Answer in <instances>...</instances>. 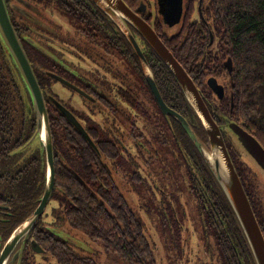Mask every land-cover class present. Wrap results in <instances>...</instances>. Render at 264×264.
Here are the masks:
<instances>
[{
	"label": "flooded vegetation",
	"instance_id": "1",
	"mask_svg": "<svg viewBox=\"0 0 264 264\" xmlns=\"http://www.w3.org/2000/svg\"><path fill=\"white\" fill-rule=\"evenodd\" d=\"M65 1L70 3L72 11L76 10L75 12H77L79 9L85 11L83 15H91L90 9L92 5L89 1ZM72 1L76 3L72 4ZM123 1L152 26L161 40H169L174 33L181 32L182 27L186 25L185 19L188 12L192 31L196 30L195 34L201 32V37L204 39L205 22L201 19V16L206 0ZM4 3L11 25L45 100L51 123L87 139L55 106L54 101H57L73 114L89 138L92 137L93 141L95 140L94 142L99 143V145H103L104 142L117 146L116 155L105 159L111 168L113 176L116 173L120 176L122 175L124 182L131 181L136 183L138 184L137 188L150 187L151 192H153L150 195L152 196L151 205L156 214L157 223L163 233L167 231L170 233V238L165 247L168 250H172L173 259L177 261L180 258L181 262H185L188 242H184L183 235L179 231L183 227L181 222H179L178 211L170 200L169 192L155 183L152 173L155 157L154 144L157 136L161 135V139L164 140L162 146L167 149L169 146L172 147V139L173 141L175 140L173 136V119L175 118L173 116L168 115L166 117L161 112L162 116L160 119L154 122L156 117L158 118L155 112L157 102L144 74L145 68L148 69L156 84V74L163 69L158 55L154 54L152 49L150 50V47L129 24L127 25L143 52L145 64H143L138 54L135 53L131 44L127 41L123 30L115 23L113 25L110 24L100 15H97L98 20H96L95 24V22L85 17L86 20L84 16H82L81 20L70 18L65 13L63 6L61 10L57 9L48 3V0H4ZM100 34L104 35L101 36ZM197 38H199V35H197ZM212 41L213 35L209 32V44ZM0 54H5L1 47ZM10 56L8 67L2 65L3 58L0 60V84L3 89L0 92V108L5 111L3 121L6 123L4 133L0 135V250L15 228L33 213L39 203L36 204L29 215L14 223L20 216L27 214L25 204L28 203V195L18 196V194L13 193L14 183L24 181L23 174H25V170L23 169L26 168L27 162L29 163L26 156L32 153L40 154L42 149H44L39 143L33 144L32 141V152L21 150L28 135L27 130L33 131L35 129L36 118L28 86L13 56ZM219 57L220 54L218 52L217 54H205L203 58L202 54H199L196 65L191 68V73L196 78L202 76L204 78L203 82L207 84L215 97L217 98L218 96L224 99L227 93L226 81L231 72L232 64L229 58H224L223 65L218 66L216 58L219 59ZM10 60L16 66H14L16 78ZM228 62H230L231 66L230 72L227 69ZM212 78L215 80L214 86L208 83L209 79ZM196 80L198 83L201 81L198 78ZM52 82L60 83L68 90L72 101L73 97H76L75 101L71 105L62 102L63 100L59 98L58 94L51 90ZM200 86H202V83ZM200 86L199 88L202 92L203 89ZM18 90L24 93L23 102L20 101L21 107H19L18 101L14 100V93ZM201 92L200 94L205 100L204 102L213 119L221 127V130H224L225 114L220 109L218 102L211 99V93L202 94ZM165 104L174 109L166 102ZM142 106L145 109L149 107L150 113L154 112L155 117L150 115L147 119H143L139 113L143 109ZM26 111L28 115H26ZM20 114H22V117H20ZM175 121L182 128L176 119ZM182 130L184 131L183 128ZM145 131L148 135L141 136V133ZM222 132L225 134L224 131ZM184 133L187 136L185 131ZM51 139L53 142L54 136ZM93 141L92 144L95 146ZM225 143L227 149L233 152L229 141L225 139ZM36 144L39 147H34ZM16 151H18L16 156L10 155L11 152L14 153ZM57 154L58 152L53 149L54 165ZM120 160L124 161V168L121 170L119 169ZM9 164L10 168L15 167L16 170L20 171L15 176L12 174L8 180L6 177H2L1 173ZM139 170H143L144 173L142 174ZM126 171H130L128 177L125 175ZM6 183L10 184V190L5 185ZM195 184H198V186L200 184L198 181L197 183H191V189L195 194L197 204H199L194 188ZM156 190L160 194L156 200L157 204L155 203ZM213 201H215V197H212ZM59 204L60 200L54 194L53 187L43 211L35 219L27 233L18 240L8 256L6 264H59L48 252V246L57 239L65 240L68 246L79 251L73 246L76 239L75 229L65 223ZM211 205L212 207L215 206L213 203ZM197 208L199 212V205ZM143 210L145 211V209ZM216 214L215 211H208L206 216L203 217L199 212L198 218L194 220L195 223L198 222L202 225L204 237L208 238L204 244L205 248H207V264H233L227 260L221 261L220 258L217 259L214 254L212 255V248L216 249L215 251L219 255V252L222 253V246L226 244H229L230 249L233 250V220H229L226 217L214 219L213 217ZM179 223L180 226H178ZM216 223L218 228L214 227ZM212 225L213 229L210 227ZM223 230L230 231V243L228 238L223 237L222 233L220 234ZM213 231H215L213 233V242L210 244L209 238L212 239L211 232ZM36 247L39 250H36ZM79 253L82 254L81 251ZM84 255L93 257L89 253ZM49 256L53 260L48 258Z\"/></svg>",
	"mask_w": 264,
	"mask_h": 264
},
{
	"label": "trees",
	"instance_id": "2",
	"mask_svg": "<svg viewBox=\"0 0 264 264\" xmlns=\"http://www.w3.org/2000/svg\"><path fill=\"white\" fill-rule=\"evenodd\" d=\"M87 1L92 5L91 15L87 16L83 15L85 12L83 10L72 11L70 3L65 0H48V3L60 10L63 6L65 13L70 18L81 20L84 16L96 24L97 15H100L110 24H114L110 17L92 0ZM75 3L72 1V4ZM189 15L188 12L185 19L186 25L182 27L181 32L174 33L169 40L162 39L164 44L193 79L200 90L199 92H201L199 86L202 83L201 93H211V99L218 102L225 118L241 124L264 147V0H206L201 16L205 22V24L203 23L204 39L201 37V32L195 34L196 30L192 31ZM209 32L213 35L211 44H209ZM0 47L5 53L0 54V60L3 58L2 65L8 67L11 54L1 36ZM217 52L220 54V60L216 58L218 66L223 65L224 58H229L232 64L226 81L227 93L224 99L215 97L207 84L203 82L202 76L197 77L201 80L198 83L197 78L191 73V68L196 65L199 54H202L203 58L205 54H217ZM160 61L163 69L156 74V84L163 100L180 112L187 119L197 137L207 144V136L200 120L187 103L171 71L161 59ZM10 64L16 78L15 64L11 60ZM2 90L0 84V92ZM23 99L24 93L21 90L14 93V100L18 101L19 107H21L20 101L23 102ZM142 107L143 109L139 113L143 119L154 115V112L150 113L149 107L146 109L144 106ZM155 112L158 118L156 117L154 122H157L162 116L157 105ZM4 113L5 111L0 108V135L4 133L6 124L3 121ZM26 115H28L27 111ZM49 127L52 131L51 138L54 136L52 148L58 152L54 165V194L60 200V212L65 223L72 229L82 231L90 241L99 243L105 255L119 264H157L155 252L144 233L141 219L116 184L111 168L105 161L106 157L116 155L117 146L104 142L103 145H99L90 137L95 144L93 146L83 136H77L65 128L57 127L51 123V120H49ZM34 131L35 129L27 130L28 135L21 150L33 151L29 140ZM142 135L148 134L145 131L141 133ZM173 136L175 139L174 141L172 139L171 142L173 150L185 164L186 174L192 182L197 183L198 181L200 184L194 186L200 215L204 217L206 212L215 211L217 214L214 215V219L226 217L233 220V250L230 249L229 244H226L222 246V253L219 252V255L213 248L212 255L214 254L217 259L220 258L221 261L227 260L233 264H255L244 233L224 192L175 119H173ZM176 140L177 142H175ZM155 141L154 146L156 143L157 146H162L164 143L160 134ZM34 147L39 146L36 144ZM232 150L233 152L228 150L229 155L264 235V187L259 182L256 172L242 160L234 148ZM17 152H11L10 155L16 156ZM26 158L29 163H33V161L34 163L27 162L26 168L23 169L25 170L24 181L14 183L13 193L18 196L28 195V203L25 204L27 214L20 216L14 223L32 212L39 202L45 184L44 149L40 154L32 153ZM19 171L15 167L10 168L9 164L2 171L1 176L9 180L12 174L15 176ZM5 185L9 190L11 189L10 184L6 183ZM212 197H215L213 202ZM211 203L215 206L212 207ZM210 227L212 228L213 225ZM214 227L218 228V224L216 223ZM214 232H211V242H213ZM221 233L223 237L228 238L230 243V231L223 230ZM48 249V252L59 264H102L89 255L80 254L79 251L68 246L65 240L52 241Z\"/></svg>",
	"mask_w": 264,
	"mask_h": 264
},
{
	"label": "water",
	"instance_id": "3",
	"mask_svg": "<svg viewBox=\"0 0 264 264\" xmlns=\"http://www.w3.org/2000/svg\"><path fill=\"white\" fill-rule=\"evenodd\" d=\"M92 1L123 30L127 41L131 44L135 53L138 54L143 64H145L142 55L143 52L127 24L131 25L136 30L143 41L154 51L155 54L158 55L177 80L187 103L192 108L205 130L207 144H204L197 137L183 115L165 104L150 71L146 68L144 71L147 83L159 109L164 116L167 117L168 115H171L180 123L188 138L191 140L224 192L244 233L255 264H264V235L257 222L237 170L229 155L225 139L228 140L231 147L240 154L242 160L245 161L242 156H246L252 161L251 163L254 166L246 161L245 162L256 172V174L257 170H255V167L258 168L259 171L264 172V147L251 132L234 120L225 118V129L221 130V127L210 114L193 79L184 67L174 57L173 53L160 39L152 26L139 14L129 8L123 0ZM0 36L13 56L31 94L36 126L34 134L29 142L31 143L36 139V142L44 147L46 161L45 187L38 205L33 210V213L15 228L0 250V264H6L9 254L12 252L18 240L27 233L35 219L43 211L45 203L52 193L55 176L51 131L45 100L37 84V80L29 61L11 25L4 0H0ZM230 67V62H228L227 69L229 72ZM214 81L213 78L209 79V85L214 86ZM54 104L67 120L75 125L92 143L89 136L83 130L73 114L60 105L59 102L54 101ZM222 131H224L225 134H223ZM259 182L264 187L260 178ZM36 250H39L38 247H36Z\"/></svg>",
	"mask_w": 264,
	"mask_h": 264
},
{
	"label": "rangeland",
	"instance_id": "4",
	"mask_svg": "<svg viewBox=\"0 0 264 264\" xmlns=\"http://www.w3.org/2000/svg\"><path fill=\"white\" fill-rule=\"evenodd\" d=\"M50 87L55 94H58L59 98H61V100H63L62 102L65 104L71 105L73 101H75L76 97H73L72 101L68 90L60 83L52 82ZM34 143H37L36 139L33 140V144ZM172 150L173 147L171 146L167 149L163 146H157L156 143V155L154 157V170L152 173L155 183L169 192L170 200L178 211V217L180 218L179 222H181L183 227L182 230L180 229L179 231H181L183 235L184 242H188L185 262H181L180 258L177 261L173 259L174 254L172 250H168L165 247L170 238V233L168 231L163 233L157 223L158 220L154 213L153 206L151 205L152 196L150 195L153 192H151L150 187L137 188L138 184L131 181L124 182L123 176L117 173L113 177L130 206L140 217L143 223L144 233L154 247L158 264H207V248H205L204 244L207 242L208 238L204 237L202 225L198 222H194V220L198 218L199 212L196 205L195 194L191 189L192 181L186 174L185 164L181 158L175 154L174 150ZM242 157L247 163L254 166L249 158L246 156ZM119 164V169H123L124 161L120 160ZM255 170H257V175L264 185V172L259 171L256 167ZM139 171L142 174L144 173L143 170ZM129 174L130 171H126V177H128ZM159 195L160 194L156 190V204ZM143 209H145V211ZM178 226H180V223ZM74 232L76 234V239L73 246L81 251L82 254L89 253L102 264H119V262L111 260L105 255L99 243L90 241L85 234L78 229ZM187 237L188 239H186ZM209 243L211 244L210 238ZM48 258L53 260L50 256Z\"/></svg>",
	"mask_w": 264,
	"mask_h": 264
}]
</instances>
